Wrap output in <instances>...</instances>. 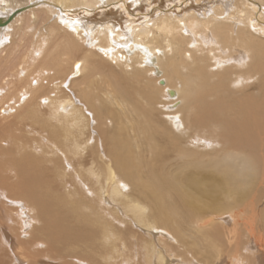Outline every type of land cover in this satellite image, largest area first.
<instances>
[{"label":"bare ground","instance_id":"1","mask_svg":"<svg viewBox=\"0 0 264 264\" xmlns=\"http://www.w3.org/2000/svg\"><path fill=\"white\" fill-rule=\"evenodd\" d=\"M263 184L264 0H0V264H264Z\"/></svg>","mask_w":264,"mask_h":264},{"label":"rangeland","instance_id":"2","mask_svg":"<svg viewBox=\"0 0 264 264\" xmlns=\"http://www.w3.org/2000/svg\"><path fill=\"white\" fill-rule=\"evenodd\" d=\"M29 36H31V38H32V34H31V32L29 33ZM52 63H54V61L52 62ZM109 64V63H108ZM108 64H106V65H108ZM51 65V64H50ZM112 66H110V69H109V71L111 72L113 69L111 68ZM112 74H114L113 76H118L119 78H123L124 77V75H122L121 73H118V72H115V70H113L112 72H111ZM98 78V79H97ZM96 79L98 80V81H96V86L97 87H95L96 88V92H95V94H97L99 97H100V101L98 102V103H96L95 104V106H98V107H100L101 106V108H102V106H103V108L104 109H102V110H98L97 109V111H95L94 109H92V108H90V107H87L88 108V112H90L91 113V115H89L88 116V114H87V117L89 118V127H90V129L92 128V130L94 129V130H96V132H99V125H98V123L100 124L101 122V120L99 119V116H97L96 115V113H98L99 114V112L98 111H100V112H103L104 113V110L106 109V110H109L108 108L110 107V102H109V100H107V98H105V96L103 97H101V93H99L98 91H99V87H100V83H99V81H100V78L99 77H97ZM72 81V80H71ZM98 82V83H97ZM69 83L67 82L66 83V85L62 88L63 90L64 89H66V88H71L72 87V85H68ZM73 90V89H72ZM124 90H125V88H124ZM133 90H134V88H133ZM74 91V90H73ZM73 91H71V92H73ZM75 92V91H74ZM99 94H98V93ZM65 93H66V91H65ZM67 94H69V91H67ZM77 95V94H76ZM78 96V95H77ZM79 97V96H78ZM80 101L83 103L82 104V106L85 104V101H84V99H83V97H82V95L80 94ZM103 98V99H102ZM104 100V101H103ZM100 103V104H99ZM106 103H108V105L106 104ZM107 105V106H106ZM242 105H244V103H242ZM84 109H85V106H84ZM161 109V108H160ZM143 111H145V110H143ZM93 112V113H92ZM89 113V114H90ZM94 115V116H93ZM103 115V114H102ZM97 116V117H96ZM108 116V120L110 121V125H107L106 126V128H107V131H108V133H110V131L112 130L113 132H114V128H115V131H116V120L114 119V117H113V115L112 114H110V115H107ZM141 116H142V114H140V116L139 117H135L136 119H140L141 118ZM157 117L159 118V117H161L160 119H162V120H164V115L161 113V111H158V113H157ZM97 118V119H96ZM205 118H207L208 119V117H206L205 116ZM99 119V120H98ZM104 119V118H103ZM92 120H94V121H92ZM192 120H196L194 117L192 118ZM92 121V122H91ZM103 121V120H102ZM106 121V120H105ZM112 121H114V125H112L113 124V122ZM112 122V123H111ZM160 123V122H159ZM107 124H109L108 123V121H107ZM161 124V123H160ZM95 126V127H94ZM110 126V127H109ZM135 128L134 129H136V126H134ZM98 128V129H97ZM132 129H128V131H131ZM137 130V129H136ZM172 131H174V132H176V133H179V130H175L174 128H173V130ZM112 132V133H113ZM183 135V134H182ZM157 136V137H156ZM161 136L163 137H160V134H156L155 135V137H156V141H157V143L158 144H160L159 146L165 151L164 153H166V154H169L170 152L169 151H172V147L171 146H169V138L168 137H166L165 135H163V134H161ZM128 138H131V137H127V139ZM162 138V139H161ZM167 138V139H166ZM132 139V138H131ZM155 139V138H154ZM128 140H130V139H128ZM167 140V141H166ZM110 144V143H109ZM92 143L91 144H89L88 146V148L89 149H91V148H93L92 146ZM184 146L185 147H187V148H190V147H192L193 146V149H197L196 148V146H194L193 144L190 146V144H189V142H188V144H187V142H184ZM167 149H166V148ZM88 148L85 150V152L84 153H86L84 156H87V157H89L90 158V154L91 153H89V152H91V150H88ZM145 149V148H144ZM127 151H129V149H127ZM145 151L147 152V149H145ZM88 153V154H87ZM146 156V155H145ZM154 159H156V160H160L161 158H160V156L159 155H155V154H153L152 156H150L149 157V160H154ZM155 161V160H154ZM264 185V184H263ZM262 186V185H261ZM261 188V187H260ZM260 188H258V191L256 192L257 194H259V195H261V189ZM259 198L261 199V201H263L264 202V195L263 196H259ZM204 200H206L205 198H204ZM261 208V207H260ZM203 212H205L204 210H202ZM198 212H201V211H197L196 213L199 215L200 213H198ZM203 212H201V213H203ZM197 214H195V215H197ZM211 214H217V213H207V214H205V215H211ZM195 215H193V217L195 216ZM3 218H4V216H3ZM6 222V219H3V222ZM14 226V227H13ZM17 228H16V227ZM11 227V228H10ZM5 228H6V230L7 231H9V232H7L8 234H9V236L10 235H12V237H11V239L13 240L14 238V236H13V234H14V232L16 231H18V228H19V226L18 225H16L15 223L13 224V221H11L10 222V224L9 223H5ZM14 228H16V229H14ZM139 233V232H138ZM198 237V236H197ZM199 241V240H198ZM209 240H205V241H203V243H207ZM200 242V241H199ZM12 243V242H11ZM15 243V239H14V241H13V244H12V247H15L16 245L14 244ZM199 246V243L197 244V245H194V247L195 248H198V251H200V248L198 247ZM208 250H210L209 248L208 249H206V250H204V251H202L201 253H202V257H204V252H206L207 254H208ZM2 258H4V255H2L1 256ZM64 257V256H63ZM55 258H57V257H54V260L55 261H53V260H51V259H49V262H47L46 261V263H44V264H47V263H49V264H63V262H65V259L64 258H61L62 260H56ZM5 259L6 260H8V259H10L9 258V255H6L5 256ZM67 264H69V263H67ZM72 264H77V263H75L73 260H72Z\"/></svg>","mask_w":264,"mask_h":264}]
</instances>
